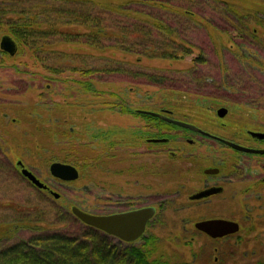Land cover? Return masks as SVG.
I'll list each match as a JSON object with an SVG mask.
<instances>
[{
    "label": "flooded vegetation",
    "instance_id": "af4514ba",
    "mask_svg": "<svg viewBox=\"0 0 264 264\" xmlns=\"http://www.w3.org/2000/svg\"><path fill=\"white\" fill-rule=\"evenodd\" d=\"M100 78V82H105ZM86 81L90 87L84 91L88 95L90 92L98 96L108 94L115 100L101 98L104 102L98 104L89 99L85 106L86 122L77 116L71 103L73 127L70 131L74 135L66 140L72 142L66 144L70 150H63L65 153L60 157L54 149L43 153L46 158L41 156L44 162L50 160L52 181L73 188L75 198L58 193L23 158L16 163V171L50 202L51 195L56 202L65 200L57 207L58 219L67 216L77 221L82 226L81 235L83 226L96 229L102 236L113 238L120 251L129 248L151 252L153 258L170 264H264V255L261 258L256 249L259 245L264 247V197L261 195L264 174L258 170V166L264 168V153L252 151L264 150V137L254 135L264 133V125L233 116L229 120L230 115H236V104L213 108L197 101L194 106L166 103L158 108L153 94L139 100L140 95L134 96L132 90L133 99L129 100V93L97 89L91 87L93 80ZM220 108L226 109L225 115L218 113ZM208 122L214 124L215 130L204 126ZM56 123L66 129L68 122L58 118ZM240 123L243 125L239 127ZM51 142L56 146L65 141ZM230 143L248 150L237 149ZM162 157L168 160L163 161ZM54 162L74 165L78 178L56 177L51 173ZM23 169L31 170L47 187L38 188L22 174ZM83 201L94 204L93 211L82 206ZM75 206L100 216L148 208L154 213L142 224L143 228L141 224L134 228L131 234L136 235L135 239L127 241L83 223L73 213ZM207 220L235 221L238 231L211 236L198 227ZM67 234L82 238L77 231ZM174 239L179 242L175 243ZM171 244L175 247L181 244L182 257L170 256ZM179 259L184 260L176 261Z\"/></svg>",
    "mask_w": 264,
    "mask_h": 264
},
{
    "label": "trees",
    "instance_id": "16d2710c",
    "mask_svg": "<svg viewBox=\"0 0 264 264\" xmlns=\"http://www.w3.org/2000/svg\"><path fill=\"white\" fill-rule=\"evenodd\" d=\"M0 25L8 27L4 32L17 47L29 46L37 58L41 46L59 42L66 51L56 49L52 55L71 53L68 50L76 57L131 52L139 62L143 58L180 60L198 51L192 69L202 70L220 50L225 57L224 62L215 58L220 70L247 67L251 71L247 73L248 87L259 92L260 82L264 84V0H0ZM52 70L63 72L57 66ZM74 70L84 76L102 71L108 80L130 72L122 65ZM151 78L161 86L158 83H166L169 77L154 73ZM78 82L90 87L84 80ZM12 208L22 224H41L42 217L33 208ZM15 222L0 224V241L15 234ZM87 230L82 238L52 230L1 245L0 264H170L153 258L151 252L120 251L113 238L96 229Z\"/></svg>",
    "mask_w": 264,
    "mask_h": 264
},
{
    "label": "rangeland",
    "instance_id": "374dc122",
    "mask_svg": "<svg viewBox=\"0 0 264 264\" xmlns=\"http://www.w3.org/2000/svg\"><path fill=\"white\" fill-rule=\"evenodd\" d=\"M7 29L8 27L0 25V46L4 36H8L4 32ZM64 47L65 44L63 45L60 42L59 45L56 43L55 46H44V48L41 46V50L38 52L40 58L33 56L32 50L27 45L20 46L12 55L6 53L0 47V135L2 136V149H0V224L5 225L6 222L16 221L14 227L17 229L15 234L12 232L10 236L1 239L0 246L21 241V239L39 232L61 230L73 234L74 231H77L81 237L89 232L87 229L90 227L83 226L81 235L80 228L82 226L72 218L62 216L63 220H59L57 207L65 200L56 202L51 195V203L44 193L38 192L36 188L28 184L27 180L23 179L18 170L16 171L17 161L23 158L22 160L33 169L35 174L41 176L44 180L46 179L49 184L51 183L58 193L68 197L73 195L75 198L77 194L72 191L73 188L71 190L68 186H60L52 181L51 174H49L50 160L44 162L43 158L47 156L43 157V153L54 149L60 157L65 153L62 152L63 150H70L71 147H66V144L72 142L68 143L66 140L74 135L70 131L73 127L71 103L74 104L73 107H75L77 116H80V119L86 122L85 115L88 109L85 106L89 104V99L98 104L104 102V99L111 100V95L108 94L98 96V93L90 92L88 95L84 91L86 87L80 85L78 80L87 82L86 80L91 79L94 82L91 87L97 89L122 90L123 94L129 93V100L133 99V95H140L137 97L141 100L147 98V94H153L158 108L166 103L194 106L197 101L203 103L205 107L213 108H218L220 105L228 108L236 103L234 109L236 115H230L229 120H232L233 116L235 119L253 122L255 125H264L263 82H260L259 92H256L248 87L250 83H248L247 73L251 71L247 67L244 69L243 67L241 69L233 67L229 70H224V68L220 70L215 64L217 62L215 58L225 61L224 54L220 53V50L216 55L213 54L215 58L210 59L212 64L205 65L202 70L201 68L197 70L192 68L195 67L194 58L198 56V51H194V54H189L180 60L143 58L141 62L137 61V56L131 52H119L115 56L105 57L103 55L76 57L71 54L72 50H68L71 53L67 54L65 52H58L59 55L51 54L56 49L62 48L64 50ZM42 50H44L43 53H41ZM48 56L56 57L48 60ZM238 58L239 61L244 63V59ZM110 65H122L129 68L130 72L133 69L135 72L138 70L137 73L141 76L134 77L137 73L126 71L125 75L108 80L102 71L84 76L79 70H74V68L99 70ZM56 66L63 69V72L55 73L52 69ZM144 72L146 76H144ZM154 73L160 77L166 75L169 78H166V83L164 81V83H158L161 85L159 86L151 78ZM101 76L105 82L99 81ZM206 81L209 82L208 85L206 84L202 88ZM142 95L143 97H141ZM114 100L115 98L111 101ZM189 101H192V103ZM4 113L9 116L7 118L3 117ZM58 118L61 119V122L67 120L66 129L60 128V125L56 123ZM226 119L228 120V118ZM242 125L240 123L238 126ZM204 126L215 130L214 124L210 122L204 123ZM60 139L65 142L58 143L57 147L54 142H51ZM167 160L168 158H163V161ZM258 170L261 175L264 174V168L258 166ZM75 185H79V183ZM41 195L44 196V199L41 198ZM261 195L264 197V189H262ZM85 196L87 197V195ZM81 204L89 211L94 209V204L91 202L83 201ZM12 206H29L31 209L33 208L34 212L42 217L41 224L31 223L29 226L27 223L22 224L21 218H15L16 212ZM35 213L34 215H36ZM41 228L44 229L40 230ZM174 241L175 243L179 242L176 239ZM180 245L175 247L174 244H171L170 256L182 257L183 254L180 252L182 247H179ZM256 249L262 258L264 247L259 245L256 246ZM250 250H253V247H250ZM182 260L184 259L176 261L181 262ZM171 261H173V258H171Z\"/></svg>",
    "mask_w": 264,
    "mask_h": 264
},
{
    "label": "water",
    "instance_id": "95a60500",
    "mask_svg": "<svg viewBox=\"0 0 264 264\" xmlns=\"http://www.w3.org/2000/svg\"><path fill=\"white\" fill-rule=\"evenodd\" d=\"M1 48H3L7 53L10 55L14 54L17 50L16 42L8 36H4V38L1 41ZM218 113L220 115L226 114L225 108H220L218 110ZM179 125L182 126H189L182 122L176 121ZM258 138H263L264 133H255L254 134ZM231 144V143H230ZM237 149L242 150H248L246 147L239 146L236 144H231ZM254 152L258 153H264L263 151H257L252 150ZM250 151V152H252ZM18 164L22 165L21 162H18ZM51 173L55 175L56 177L65 179V180H71L78 178L77 169L74 165H70L67 163H58L54 162L51 165ZM22 174L25 175L30 181L36 185L38 188H46L47 186L44 185V183L37 178L36 175L33 174V172L29 169H23ZM55 194V193H54ZM57 195V194H55ZM59 196V195H57ZM73 213L78 216V218L87 225H90L92 227H97L104 232H108L109 234L120 236L123 240H133L135 239V234H131L133 231H135V227L139 228V224H141L140 227H142V224H145L146 220H148L149 217L153 215L152 208L143 209V210H137L135 212H127L126 214H116V215H92L86 211H82L78 207H73ZM142 221V222H141ZM141 222V223H139ZM144 226V225H143ZM238 223L235 221H228V220H207L202 221L198 224V227L200 230L206 231L211 236H224V234L234 233L235 231H238ZM143 228V227H142ZM141 231V230H140ZM140 231H138L136 234H138Z\"/></svg>",
    "mask_w": 264,
    "mask_h": 264
}]
</instances>
